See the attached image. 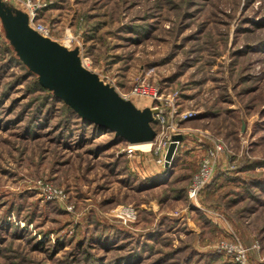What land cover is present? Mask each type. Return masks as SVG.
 <instances>
[{
  "label": "rangeland",
  "instance_id": "rangeland-1",
  "mask_svg": "<svg viewBox=\"0 0 264 264\" xmlns=\"http://www.w3.org/2000/svg\"><path fill=\"white\" fill-rule=\"evenodd\" d=\"M32 1L51 40L140 109L172 110L182 138L165 165L86 126L22 56L7 20L29 24L25 3L0 0V264H240L220 240L264 264V0ZM137 79L160 101L130 94Z\"/></svg>",
  "mask_w": 264,
  "mask_h": 264
},
{
  "label": "water",
  "instance_id": "water-1",
  "mask_svg": "<svg viewBox=\"0 0 264 264\" xmlns=\"http://www.w3.org/2000/svg\"><path fill=\"white\" fill-rule=\"evenodd\" d=\"M7 24L22 56L32 69L40 73V84L53 88L55 95L67 102L78 116L101 129L115 132L128 143L151 142L156 134L151 124L154 112L151 107L140 109L114 87L99 80L94 71L82 65L75 49L69 50L38 34L28 24L18 27L10 19ZM181 138L178 134L174 140ZM174 140L168 144L165 165L176 147Z\"/></svg>",
  "mask_w": 264,
  "mask_h": 264
},
{
  "label": "built area",
  "instance_id": "built-area-1",
  "mask_svg": "<svg viewBox=\"0 0 264 264\" xmlns=\"http://www.w3.org/2000/svg\"><path fill=\"white\" fill-rule=\"evenodd\" d=\"M23 3L28 8L29 11V26H31L38 34H41L44 37L51 38V30L48 26H46L42 21L37 20L38 15V9L41 4H36L32 0H22ZM132 88L130 90V94H141V95H147L151 97L152 100H159L161 98V94L159 92V89L157 86H154L153 84H150L146 82L144 79H137L132 84ZM123 97H127L126 94H121ZM153 109V120L157 123L159 127V132L155 134L154 138L151 140L150 144L154 145V150L156 153L161 152L162 150H167L168 144L174 140V137L178 134L177 132L178 128L175 123H173V114L172 110L164 111L162 105H155L151 107ZM181 118H190L193 117L196 113L191 111H181ZM170 123V124H169ZM175 130L174 132H172ZM175 145L179 142V140H174ZM213 146H208V148L205 149L204 153L200 157L198 169L193 174L191 182L189 183L187 187V195L189 198H196L200 189H202L213 177V172L215 165L218 161V151L220 148L219 146H216V142L212 143ZM126 151L128 153L135 152L137 146H134L132 143H126ZM125 208V207H123ZM124 211L128 213H132V208H125ZM215 251H226L227 253H231L234 255L236 261L240 264H244V250L242 247L235 243H230L225 240H220L216 242Z\"/></svg>",
  "mask_w": 264,
  "mask_h": 264
},
{
  "label": "trees",
  "instance_id": "trees-1",
  "mask_svg": "<svg viewBox=\"0 0 264 264\" xmlns=\"http://www.w3.org/2000/svg\"><path fill=\"white\" fill-rule=\"evenodd\" d=\"M69 110L72 112V114L74 113L75 114V112H74V110L72 111V109H70V107H69ZM77 117V116H76ZM81 122H83L86 126H89V125H91L92 127H94L95 129H97V130H100V131H105L104 129H101V128H99L96 124H94L93 122H88V121H86L85 119H83L82 117H81ZM110 131V130H109ZM120 140H124L121 136L120 137H116V141H120ZM172 172V170L171 169H169L168 170V168L167 169H165V170H163L162 171V173H163V176H165L166 175V177L168 176V174H170ZM168 178V177H167ZM167 179H165L164 181H156V179H154V180H152V182H150L148 185H151V186H153V185H156V184H160V183H162V182H165ZM154 182V183H153ZM147 185V186H148Z\"/></svg>",
  "mask_w": 264,
  "mask_h": 264
},
{
  "label": "bare ground",
  "instance_id": "bare-ground-1",
  "mask_svg": "<svg viewBox=\"0 0 264 264\" xmlns=\"http://www.w3.org/2000/svg\"><path fill=\"white\" fill-rule=\"evenodd\" d=\"M150 141L145 140V141H136L135 143H133L134 146H145L148 147Z\"/></svg>",
  "mask_w": 264,
  "mask_h": 264
},
{
  "label": "crops",
  "instance_id": "crops-1",
  "mask_svg": "<svg viewBox=\"0 0 264 264\" xmlns=\"http://www.w3.org/2000/svg\"><path fill=\"white\" fill-rule=\"evenodd\" d=\"M176 147H177V146H176ZM176 147H175V148H176ZM175 151L177 152V150H176V149H175ZM176 152H175V153H176ZM176 154H177V153H176ZM176 154H175V155H176ZM159 174H160V173H159Z\"/></svg>",
  "mask_w": 264,
  "mask_h": 264
}]
</instances>
